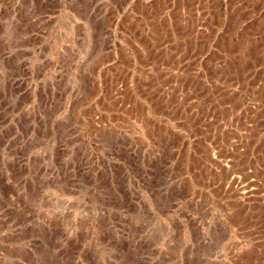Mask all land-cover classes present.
Here are the masks:
<instances>
[{
    "label": "rangeland",
    "instance_id": "obj_1",
    "mask_svg": "<svg viewBox=\"0 0 264 264\" xmlns=\"http://www.w3.org/2000/svg\"><path fill=\"white\" fill-rule=\"evenodd\" d=\"M0 264H264V0H0Z\"/></svg>",
    "mask_w": 264,
    "mask_h": 264
}]
</instances>
